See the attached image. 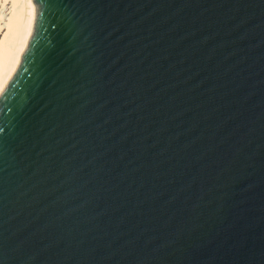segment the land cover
I'll return each instance as SVG.
<instances>
[{"label":"water","instance_id":"1","mask_svg":"<svg viewBox=\"0 0 264 264\" xmlns=\"http://www.w3.org/2000/svg\"><path fill=\"white\" fill-rule=\"evenodd\" d=\"M34 3L0 264H264V0Z\"/></svg>","mask_w":264,"mask_h":264},{"label":"bare ground","instance_id":"2","mask_svg":"<svg viewBox=\"0 0 264 264\" xmlns=\"http://www.w3.org/2000/svg\"><path fill=\"white\" fill-rule=\"evenodd\" d=\"M35 17L34 0H0V94L19 65Z\"/></svg>","mask_w":264,"mask_h":264}]
</instances>
